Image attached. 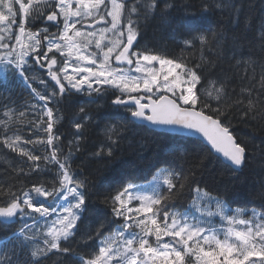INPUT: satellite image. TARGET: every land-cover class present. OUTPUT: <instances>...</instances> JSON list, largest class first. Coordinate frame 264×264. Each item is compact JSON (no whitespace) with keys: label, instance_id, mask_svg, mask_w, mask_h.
Wrapping results in <instances>:
<instances>
[{"label":"snow or ice","instance_id":"6c2138e0","mask_svg":"<svg viewBox=\"0 0 264 264\" xmlns=\"http://www.w3.org/2000/svg\"><path fill=\"white\" fill-rule=\"evenodd\" d=\"M245 8V0H0V96L10 100L18 85L32 101L31 118L5 104L0 119V145L24 160L10 165L16 182L0 184V264H46L53 255L51 264H264V210L233 209L201 186L213 158L237 171L257 151L264 156V142L249 149L228 122L233 109L242 121H264V55H252L264 53V16L254 21ZM210 12L221 17L212 26ZM152 21L182 53L199 50V60L136 48ZM222 61L230 63L213 77ZM73 96H110L127 114L105 124L90 153L107 165L128 124L169 140L150 181L108 182L97 193L103 219L94 232H80L89 184L72 166L87 109L78 108L74 139L65 145L58 134L61 105ZM197 136L203 145L193 153ZM46 173L50 180L40 178ZM188 196L189 207L176 208Z\"/></svg>","mask_w":264,"mask_h":264},{"label":"trees","instance_id":"16d2710c","mask_svg":"<svg viewBox=\"0 0 264 264\" xmlns=\"http://www.w3.org/2000/svg\"><path fill=\"white\" fill-rule=\"evenodd\" d=\"M245 3V13L254 18V21H258L264 16V0H251L250 6H248V0H245ZM220 20L221 17L216 12H210L207 16L209 26ZM145 47L152 48L169 57L184 55L191 59L193 63L198 61L201 55L199 50H188L182 53L177 42L158 30L156 21L150 22L146 27L141 26V35L136 48ZM204 55L210 59L214 58L211 52L205 51ZM252 55L259 57L264 53H261L258 49H253ZM229 63V61L218 63L216 69L212 72V76L221 75L220 69L227 68ZM232 85H236V91L238 92L239 84H237L236 79H233L232 84L229 85L230 90ZM34 86L38 89L41 87L37 84ZM31 102L28 91L18 85L15 86L11 91L10 100L0 96V119H4L5 104L17 113L26 111L29 118H31V111L27 107ZM81 106L85 107L92 117L91 121H83L85 127L81 134L83 137L81 140L82 150L75 153L72 160L73 168L82 177H87L89 184V212L85 213L84 219L79 225L80 232L83 233L89 230L94 232L103 219V214L98 211L101 205L97 199V193L104 191L108 182H111L115 187L124 179L139 184L150 181L156 167L161 166V161L167 155L169 140L167 136L152 131L143 125L128 124L126 131L121 132L123 138L120 140L119 145L115 147L114 163L107 165L106 161L93 158L90 153L99 147L100 142L104 139L105 124H123L122 117L127 114L122 108L118 109L111 105L110 96H73L61 105L60 115L63 119L58 125V134L62 135L65 145L69 140L74 139L75 129L72 125L73 121L80 119L78 108ZM228 122H230L234 134L241 141L246 142L249 149L261 146L264 142V121L259 119L242 121L239 119V113L233 109ZM14 127L22 128L23 134L28 135L26 126L15 125ZM3 131L4 129L0 127V133ZM192 140L194 143H189L190 151L193 153L199 152L203 144L197 140ZM65 151H67V148H65ZM11 164L23 166L24 160L0 145V184L16 182L13 179L14 174ZM52 175L53 173H46L40 178L50 180ZM24 179V177L20 178L21 181ZM32 179L35 180L37 177L34 176ZM201 186H206L213 195H218L226 200L231 207L264 210V156H261L257 151L255 157L250 158L245 167L238 171L225 167L219 159L213 158L207 164ZM189 200L190 196L182 198L176 202V205H184ZM94 209L96 210L94 211ZM28 223L31 224V221H28ZM20 226L19 223H14L10 225V228L15 229ZM5 234L2 226H0V236ZM79 241L80 235L78 234L73 243ZM55 258V255L51 256L46 264H51Z\"/></svg>","mask_w":264,"mask_h":264},{"label":"rangeland","instance_id":"374dc122","mask_svg":"<svg viewBox=\"0 0 264 264\" xmlns=\"http://www.w3.org/2000/svg\"><path fill=\"white\" fill-rule=\"evenodd\" d=\"M141 184H145V183H141ZM191 201V200H190ZM190 201L186 204H184L183 208L182 206H177L176 208L180 209V210H184V209H187L189 207V204H190ZM233 209H235L234 207H232ZM241 209H246V208H241ZM249 212L252 210V209H247ZM257 210V209H256ZM259 211V210H258Z\"/></svg>","mask_w":264,"mask_h":264},{"label":"water","instance_id":"95a60500","mask_svg":"<svg viewBox=\"0 0 264 264\" xmlns=\"http://www.w3.org/2000/svg\"><path fill=\"white\" fill-rule=\"evenodd\" d=\"M136 124H140V125H143L141 122H136ZM145 126V125H144ZM146 127H148L149 129H151V130H154V131H157V132H161V130H159V129H152L150 126H146ZM193 139H196V140H199V141H201L202 143H203V141L197 136V137H193ZM222 160V159H221ZM223 161V160H222ZM238 171V170H237Z\"/></svg>","mask_w":264,"mask_h":264},{"label":"bare ground","instance_id":"6f19581e","mask_svg":"<svg viewBox=\"0 0 264 264\" xmlns=\"http://www.w3.org/2000/svg\"><path fill=\"white\" fill-rule=\"evenodd\" d=\"M135 124H136V123H135ZM139 125H140V124H139ZM143 126H144V125H143ZM145 127H146V126H145ZM147 128H148V127H147ZM148 129H149V128H148ZM150 130H151V129H150ZM152 131H154V130H152ZM155 132H157V131H155ZM158 133H161V132H158ZM192 139H193V138H192ZM194 140H196V139H194ZM197 141H199V140H197ZM199 142H201V141H199ZM201 143H202V142H201ZM202 144H203V143H202ZM219 160H220L222 163H224L221 159H219ZM190 200H191V197H190ZM190 200H189V201H190ZM189 201H188V202H189ZM178 206H182V208H183L184 205H178ZM176 207H177V205H176Z\"/></svg>","mask_w":264,"mask_h":264},{"label":"flooded vegetation","instance_id":"af4514ba","mask_svg":"<svg viewBox=\"0 0 264 264\" xmlns=\"http://www.w3.org/2000/svg\"><path fill=\"white\" fill-rule=\"evenodd\" d=\"M42 25L40 24V23H37L36 25H35V27H41ZM33 30H35V29H33ZM44 79H47V77L46 76H44L43 77ZM37 85H39V83H37Z\"/></svg>","mask_w":264,"mask_h":264}]
</instances>
